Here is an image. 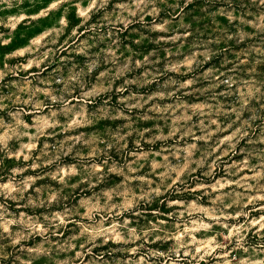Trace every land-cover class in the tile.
<instances>
[{
    "label": "clouds",
    "instance_id": "clouds-1",
    "mask_svg": "<svg viewBox=\"0 0 264 264\" xmlns=\"http://www.w3.org/2000/svg\"><path fill=\"white\" fill-rule=\"evenodd\" d=\"M0 264H264V0H0Z\"/></svg>",
    "mask_w": 264,
    "mask_h": 264
}]
</instances>
